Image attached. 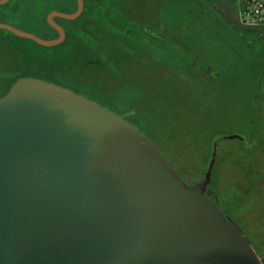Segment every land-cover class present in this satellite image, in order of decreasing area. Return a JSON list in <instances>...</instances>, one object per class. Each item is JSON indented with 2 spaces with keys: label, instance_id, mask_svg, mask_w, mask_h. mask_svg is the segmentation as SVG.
<instances>
[{
  "label": "water",
  "instance_id": "95a60500",
  "mask_svg": "<svg viewBox=\"0 0 264 264\" xmlns=\"http://www.w3.org/2000/svg\"><path fill=\"white\" fill-rule=\"evenodd\" d=\"M9 0H0V5ZM47 20L44 46L67 33L84 0ZM264 68L250 101V136L218 133L192 179L126 110L52 75L24 72L0 95V264H264V255L212 190L218 142L251 146Z\"/></svg>",
  "mask_w": 264,
  "mask_h": 264
},
{
  "label": "trees",
  "instance_id": "16d2710c",
  "mask_svg": "<svg viewBox=\"0 0 264 264\" xmlns=\"http://www.w3.org/2000/svg\"><path fill=\"white\" fill-rule=\"evenodd\" d=\"M84 1L85 8L80 17L73 20L60 16L55 18L67 33L66 40L57 46H44L32 39L18 36L9 30L0 28V95L7 91L18 76L24 72H30L52 75L84 88L86 85L88 88L89 84L96 83V86L104 92L96 94V96L102 100L112 101L123 108H128V105L137 104L142 100L141 89L132 82L123 80L110 89L92 76L82 73L83 77H79V69L83 68L82 70L85 71L87 64L92 63L89 59L93 58L92 60L96 59L101 66L107 68L108 74H115L119 78H124L128 71L126 64L131 62L130 60L139 61L142 58L141 49L143 51L147 49L150 40L155 39V33L144 30L145 27L142 26L141 22L126 16L122 8V0ZM164 1L166 7L164 8L163 19L159 25H151L161 28L160 32L155 34L160 47L158 52L161 53L155 59L160 61V65L155 63L149 66H153L155 70H157L155 66H159L160 71H165L167 75L178 78L177 82L182 86H196L194 87L195 92L200 90L201 84L205 85L209 79H212L216 72L219 75H229L238 69L241 71L248 68L254 69V65L257 64L256 61L259 59L257 57L258 51L255 50L254 45L250 44L240 32H238L240 35L238 33L235 35L233 31L230 33L226 29L217 30L212 22H207V19L203 17L204 14H207L204 2L203 6L198 3L195 7L194 3H186L189 0ZM77 7V0H9L0 5V22L11 23L43 38H54L59 35V32L49 24L48 14L53 10L71 13ZM209 12L213 14L211 11ZM174 13L182 16V18L173 20V23L170 24V17ZM214 20L218 19L214 17ZM182 21H184L183 25H180ZM180 30L185 32L186 38L180 37ZM235 32L237 31L235 30ZM238 37H240V43L237 41ZM163 42L164 44H162ZM130 47H134L135 53L141 55L133 58L128 53L131 50ZM175 50L179 54L172 56V59L176 61L171 63L172 59L169 57V53L175 54ZM121 52L122 54H119ZM146 52L149 53L150 59L155 57L152 55L154 51L148 50ZM131 63L135 64L134 62ZM263 67L255 72V78ZM255 86L257 90L258 87L256 84ZM143 110L131 113L153 134L158 135V128L151 126V124L158 125V120L153 117L151 112ZM159 118L163 124L168 123L166 117ZM248 123L250 124V121ZM213 136L214 134L209 138L208 152L205 159L199 161V168L195 171L189 170L192 173H197V176L192 179L202 178L205 175L210 161ZM242 147L244 148L243 145ZM181 150L179 145L169 151L174 156L173 158H176ZM221 154L222 152L218 147L212 190L229 212L235 213V216L241 221L243 218L247 220V213L240 211L236 214L235 211V207L239 208V205L245 202H236L232 197V192L223 194L220 187L221 170L224 166Z\"/></svg>",
  "mask_w": 264,
  "mask_h": 264
},
{
  "label": "rangeland",
  "instance_id": "374dc122",
  "mask_svg": "<svg viewBox=\"0 0 264 264\" xmlns=\"http://www.w3.org/2000/svg\"><path fill=\"white\" fill-rule=\"evenodd\" d=\"M183 22H180V25H183ZM141 23L146 31L156 34L161 30L160 27H152L147 23ZM179 28L176 29L178 30ZM180 31V37L186 38L185 32L183 30ZM155 34V39L150 40V44H147V49L145 51L141 49L142 55L140 53L136 54L135 48L130 47L131 50L128 53L133 58L140 55L142 58L138 59L139 61L130 60L135 63L134 65L131 62L126 64L128 71L124 78H119L115 74H108L107 68L103 67V65L101 66L96 59L92 60L93 58L89 59L92 63L87 64L85 71L82 70L83 68L79 69L80 73L78 76L83 77L82 73L92 76L97 81L103 82L110 89L123 80L132 82L137 88L141 89L142 100L137 104L128 105V108H123L112 101L108 102L126 110L129 117L148 130L165 146L172 157L174 156L169 150L171 148L173 150V147L180 145L182 150L179 151L178 157L174 158L175 162L181 171L194 178L197 173L190 171L197 170L199 161L201 162L205 159L208 152V141L213 134L241 133L247 137L250 136L251 123H248L250 121V101L256 91L254 75L255 72L264 66V50L261 51V48L257 49L255 47V50L258 51L257 57L259 59H257L254 69L248 68L242 71L238 69V71H233L229 75H219L216 72L212 79H209L205 85L201 84L199 86L200 90L195 92L194 87L196 86H182L178 84V78L167 75L165 71H160L159 66H155L157 70L153 66H149L155 63L160 65V61L155 59L161 54L158 52L160 47ZM148 50L154 51L152 53L155 56L154 58L150 59L149 53L146 52ZM119 54H122V52ZM178 54L175 50V54L169 53V57L172 59L173 55ZM174 61L176 60L172 59L171 63ZM179 80L181 81L180 78ZM89 85L91 91L88 89L89 87L87 88V85L85 88L79 85L76 86L91 92L95 96L96 94L104 93L99 89L100 87L96 86V83ZM257 101L256 134L253 144L245 146L241 140L235 138L221 139L218 142L224 163L221 170L220 187L223 194L232 192V197L236 202H245L239 205V208L235 207V211L236 214L240 211L247 213V220H244V218L242 221L238 219L235 213L229 212L221 199L219 200L264 255V94ZM143 109L151 112L154 115L153 117L158 120V125L151 124L153 128H158V135L156 133L153 134L139 119L137 120L133 117V112L144 111ZM159 117H166L168 123L163 124V122H160Z\"/></svg>",
  "mask_w": 264,
  "mask_h": 264
},
{
  "label": "crops",
  "instance_id": "0c3cea01",
  "mask_svg": "<svg viewBox=\"0 0 264 264\" xmlns=\"http://www.w3.org/2000/svg\"><path fill=\"white\" fill-rule=\"evenodd\" d=\"M203 2L207 10V14H204L203 17L207 19V22H212L216 29H226L230 31V33L233 31L235 35L240 32V34H243L254 47H257V49L261 48V51L264 50V9L258 10L259 5L264 6L260 4H264V0H189L186 3H194L196 7L198 3L203 6ZM136 4L137 0H122L123 11L126 14H130V10L135 7ZM209 11L213 14H210ZM126 16L136 19L131 15ZM214 17L218 20H214ZM178 18H182V16L175 13L171 15L170 24L173 23V20L176 21ZM154 20L156 21L157 18ZM138 21L141 22L140 20ZM234 29L237 32H235ZM237 41L240 43V37H238ZM255 84L257 85V77L255 78ZM261 97H263V95Z\"/></svg>",
  "mask_w": 264,
  "mask_h": 264
},
{
  "label": "flooded vegetation",
  "instance_id": "af4514ba",
  "mask_svg": "<svg viewBox=\"0 0 264 264\" xmlns=\"http://www.w3.org/2000/svg\"><path fill=\"white\" fill-rule=\"evenodd\" d=\"M165 7L166 3L164 0H137L136 6L130 10V14H126L125 12L124 14L129 16L131 15L141 22L149 25H159L160 21L163 19ZM155 18H157L156 21L154 20Z\"/></svg>",
  "mask_w": 264,
  "mask_h": 264
},
{
  "label": "built area",
  "instance_id": "2783aa9c",
  "mask_svg": "<svg viewBox=\"0 0 264 264\" xmlns=\"http://www.w3.org/2000/svg\"><path fill=\"white\" fill-rule=\"evenodd\" d=\"M260 4L264 5L263 3H260ZM261 9H264V6L259 5L258 10H261Z\"/></svg>",
  "mask_w": 264,
  "mask_h": 264
}]
</instances>
